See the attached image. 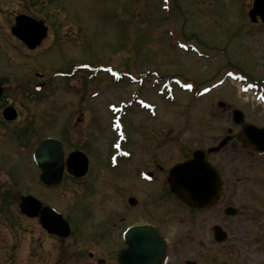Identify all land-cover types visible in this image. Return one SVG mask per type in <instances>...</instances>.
Instances as JSON below:
<instances>
[{
    "label": "rangeland",
    "instance_id": "rangeland-1",
    "mask_svg": "<svg viewBox=\"0 0 264 264\" xmlns=\"http://www.w3.org/2000/svg\"><path fill=\"white\" fill-rule=\"evenodd\" d=\"M251 3L252 0H0V27L8 35L15 15L20 13L51 26L53 38H48L44 47L51 46L43 52L48 53L51 68L68 64L66 69L70 71L72 65L80 63L92 69L112 66L120 72H131L133 79V84L127 79L114 82L99 72L89 79L91 71L85 69L68 79L52 80L48 88L35 94L38 100L32 101L18 86L25 85L27 79H22L26 76L32 83L33 76L13 64L22 55L14 54L16 51L3 43L0 33V81L7 86L6 98L18 106L24 118L36 121L35 135L26 132L18 139L0 141V185L14 195L0 204L3 264H25L33 251H38V260L44 262L48 251L54 253L64 245H69L70 251L75 248L83 252L87 260L90 245L82 242L84 239L74 237L61 245L47 237L34 225L35 221L19 213V195L29 193L55 207L71 224L78 222L77 202L84 197L80 185L67 176L66 182L57 187H44L36 165L24 150L46 136L60 140L57 123L66 122L76 130L68 129L62 135L69 151L82 150L97 164L102 159V181L108 184L113 170L107 162L114 139L108 104H118L131 94L134 104L148 106L146 110L134 109L123 118L130 139L126 148L144 147L140 138L147 134L150 147L162 149L173 161L177 153L189 156L196 148L214 146L224 137L227 113L215 106L216 102L223 100L245 112L248 105L264 107L254 101L253 93H239L236 74L221 87L197 97L212 80L220 78L225 68L264 79V25L249 21ZM7 55L8 63L13 65L7 64ZM248 116L251 118L249 111ZM141 152L137 150V154ZM225 156L221 153L212 160L221 165ZM89 171L85 181L92 179V165ZM32 233L38 248L32 246Z\"/></svg>",
    "mask_w": 264,
    "mask_h": 264
},
{
    "label": "flooded vegetation",
    "instance_id": "flooded-vegetation-1",
    "mask_svg": "<svg viewBox=\"0 0 264 264\" xmlns=\"http://www.w3.org/2000/svg\"><path fill=\"white\" fill-rule=\"evenodd\" d=\"M48 33V38H53L51 26L48 27ZM50 46L44 47L42 42L30 50L16 39L15 54L22 55V59L18 58L19 61L13 64L18 69L22 66L25 71L31 72L33 82H29V76L23 78L27 81H24L25 87L22 90L32 101L38 99L28 89L29 85L35 88L37 84H42V91L51 85L52 80L68 79V64L55 68L48 66L47 54L43 52ZM25 71L22 73L25 74ZM125 75L130 74L125 71ZM261 87V91H264V84ZM3 91L0 97V141L18 139L21 133L26 132L35 135V119L24 118L18 106L6 98V89ZM8 106L17 110L18 116L14 121H6L2 117L3 109ZM215 106L227 113L225 135L214 146L195 149L204 152L205 161L216 167L221 178L220 195L206 208H192L184 204L171 192L167 181L169 170L175 164L192 158L195 151L189 156H179L177 153L173 161L162 149L153 150L148 143L151 138L146 134L140 138L144 147L138 148L142 152L137 154L138 149L126 148L130 139L124 133L121 147L112 148L113 152L108 158V166L111 155L115 158L114 166L111 165L113 172L109 175V183L102 181V159L97 164L89 154L88 173L91 165L94 173L91 174L92 179L85 181L88 174L76 179L68 173L65 165L68 155L79 149L69 151L62 141V135L75 129L73 126L70 129L66 122L61 125L57 123L56 128L62 135L59 136L60 140L58 137L56 139L62 144L64 159L63 179L59 185L66 182L67 176L71 177L80 185L81 194H85V198L82 196L83 201L77 202L78 222L71 224V235L68 238L48 234L41 227L39 218L31 220L47 237L56 239L61 245L68 239L79 237L84 239L82 242L90 245V249L86 252L87 260L83 252L75 248L70 251V246L64 245L59 246L54 253L48 251L44 262L38 260V251H33L24 263L122 264L119 254L126 249L125 264H264V152L247 147L243 132L246 124L264 128V107L248 105L251 118L244 108L246 112L243 110L245 114L241 117L243 123L238 125L232 117L235 107L223 100L216 102ZM124 108L126 111L120 116L121 119L132 111V106L124 105ZM256 136L264 138V133L260 135L257 132ZM44 139L34 143L33 148L25 147L32 149V158L34 150ZM221 153L226 156L220 165L212 157ZM223 164L224 169H221ZM22 196L19 195L20 198ZM11 198L14 195L0 185V203ZM64 218L68 221L67 217ZM92 219L94 223H91ZM33 236L32 233L31 242L36 248L37 237ZM0 264H3L2 261Z\"/></svg>",
    "mask_w": 264,
    "mask_h": 264
},
{
    "label": "water",
    "instance_id": "water-1",
    "mask_svg": "<svg viewBox=\"0 0 264 264\" xmlns=\"http://www.w3.org/2000/svg\"><path fill=\"white\" fill-rule=\"evenodd\" d=\"M248 16L252 23H256L258 17L264 23V0H254ZM16 25L12 33L20 38L30 49H34L46 36L47 27L42 21H36L30 17L20 15L15 19ZM2 89H0V95ZM240 112L235 111L237 117ZM3 116L7 120L16 118L15 110L8 107L4 110ZM246 132L251 136L258 129L255 126H247ZM246 133V134H247ZM248 146L255 149L261 148L251 138L246 136ZM39 166L42 170L40 179L47 185H54L60 182L63 172L61 145L54 140H46L37 150ZM67 165L71 173L79 178L87 172V158L81 152H74L69 155ZM171 191L176 193L187 205L191 207H207L219 193V176L210 164L204 161L202 152H195L193 159L174 166L168 176ZM41 204L34 198L28 196L22 199L20 204L21 213L28 217H36L40 211ZM41 225L51 234L67 237L70 234V227L65 220L53 212L44 208L40 211ZM126 250L120 254V260L125 264Z\"/></svg>",
    "mask_w": 264,
    "mask_h": 264
}]
</instances>
